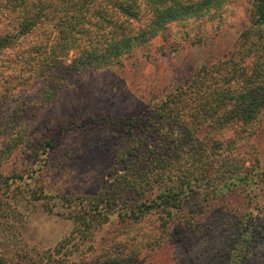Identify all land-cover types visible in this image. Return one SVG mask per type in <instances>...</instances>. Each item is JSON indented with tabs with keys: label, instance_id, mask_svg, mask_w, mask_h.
<instances>
[{
	"label": "rangeland",
	"instance_id": "374dc122",
	"mask_svg": "<svg viewBox=\"0 0 264 264\" xmlns=\"http://www.w3.org/2000/svg\"><path fill=\"white\" fill-rule=\"evenodd\" d=\"M248 20L247 2L232 0L218 10L173 21L123 66L91 69L41 106L37 101L44 84L38 64L31 67L21 55L26 57L25 52L45 38L43 31L5 49L0 60L3 259L9 264H27L31 259L52 264H113V257L126 250L124 221L119 224L117 217L97 215L84 232V222L78 218L85 210L84 200L112 180L116 152L126 131L142 126L131 119L145 108L150 112L203 65L228 59L238 50ZM9 30L7 21L0 24V34ZM15 131H23L24 143H5L4 136ZM218 136L235 139V153L249 167V174L259 179L264 175V110L244 129L230 125ZM201 192L197 189L196 196L203 198L205 190ZM222 194L210 195L198 206H191L196 202L193 197L183 216L196 223L176 231L174 224L168 226L161 239L163 247L151 255H138L134 264H224L219 259L229 261L226 252L244 235L247 264H264V231L259 232L264 224V183L254 189L234 187ZM149 215L163 221L161 211ZM246 229H257V233L248 236ZM222 249L227 250L221 255ZM232 264L239 262L235 259Z\"/></svg>",
	"mask_w": 264,
	"mask_h": 264
},
{
	"label": "trees",
	"instance_id": "16d2710c",
	"mask_svg": "<svg viewBox=\"0 0 264 264\" xmlns=\"http://www.w3.org/2000/svg\"><path fill=\"white\" fill-rule=\"evenodd\" d=\"M226 1L232 0H0V24L7 21L11 27L0 34V60L5 49L42 30L45 38L21 58L31 67L38 64L44 85L37 104L46 105L85 72L123 66L137 49L164 34L171 22L218 10ZM244 1L249 20L240 34L238 50L228 59L203 65L150 112L145 108L133 117L136 126L143 127L126 131L116 152L112 180L84 200L85 210L78 214L84 232L97 215L117 217L119 224L124 221L126 250L111 263L134 264L138 255H151L163 247L161 239L168 226L174 224L176 231L195 224L183 216L193 197L196 202L191 206H198L210 195L218 197L234 187L254 189L264 183V175L254 178L235 153V139L218 136L230 125L244 129L264 110V0ZM4 139L19 146L24 133L15 131ZM197 189L202 194L205 190L203 198L196 196ZM152 211H161L163 221L150 216ZM259 230L264 231V224ZM256 233L257 229H246L245 234ZM244 236L226 252L229 261L220 258L219 262L232 264L236 259L247 264ZM27 261L52 264L41 259ZM0 264L9 263L0 255Z\"/></svg>",
	"mask_w": 264,
	"mask_h": 264
}]
</instances>
